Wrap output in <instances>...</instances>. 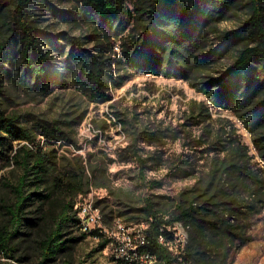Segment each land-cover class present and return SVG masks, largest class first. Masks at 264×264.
<instances>
[{"label":"rangeland","instance_id":"1","mask_svg":"<svg viewBox=\"0 0 264 264\" xmlns=\"http://www.w3.org/2000/svg\"><path fill=\"white\" fill-rule=\"evenodd\" d=\"M120 1L123 4L120 26L113 28L85 17L82 0L30 2L35 25L60 36V46L51 48V56L61 76H67V62H72L71 56L82 48L85 53L101 56L105 70L119 84L109 82L108 97L98 101L73 86L54 88L44 95L34 86L15 81L13 74L5 75L2 107L7 115L18 117L21 126L32 130L34 141L20 143L7 137L0 145V225L9 221L7 209L15 201V185L24 173L13 159L24 143L32 155L40 149L46 153L54 175L72 167L81 169L85 164L90 184L83 194L74 195L64 184L53 187L49 198L31 197L20 233L13 241L14 258L0 257V264L38 263L41 260L38 242L54 227L65 203H73V213L80 195L92 193L112 234L123 233L120 225H113L117 218L127 226L139 224V231H146L147 223L140 224L143 220L139 219L147 197L158 201L161 207L194 185L211 161L238 158L230 156L232 146L244 145L252 167L264 169L253 133L234 111L219 106L200 89L201 83L228 71L238 49L253 43L252 0H224L226 7L221 13L214 10L218 5L212 6L213 1H209L213 15L190 57L220 49L226 32L241 33L218 58L197 71L191 70L190 78L130 68L127 60L135 41L147 39L144 20L137 11L143 2ZM64 12L72 13L71 19L60 16ZM52 124L58 125L66 138L49 139L43 127ZM45 188L42 185L39 190ZM36 190L34 185L27 187L28 193ZM171 230L173 238L166 241L173 254L178 255L175 249L188 243L189 232L180 222ZM248 234L247 244L240 245L238 241L234 245L231 264H264V214L251 219ZM106 239L83 234L66 222L61 235L65 248L48 264H118L113 257L114 247ZM105 241V246H101ZM179 260L174 264H182ZM146 263L151 264L143 260L142 264Z\"/></svg>","mask_w":264,"mask_h":264},{"label":"trees","instance_id":"2","mask_svg":"<svg viewBox=\"0 0 264 264\" xmlns=\"http://www.w3.org/2000/svg\"><path fill=\"white\" fill-rule=\"evenodd\" d=\"M31 1L0 0V145L7 137L20 143L34 141L32 130L21 126L18 117L7 115L2 107L5 75L13 74L15 81L34 86L44 95L54 88L73 86L98 101L108 97L109 82L119 84L105 70L101 56L85 53L82 48L71 56L72 62H67V76H61L51 56V48L60 46V36L55 37L35 25L29 10ZM209 1L142 0L137 11L144 20L147 39L135 41L127 60L130 68L136 72L190 78L191 70L197 71L218 58L241 31L226 32L218 50L194 55L193 58L189 55L195 52L203 29L213 15L212 6L218 5L214 9L218 13L226 7L224 0H212L211 7ZM82 3L84 16L90 21L110 28L120 26L118 19L123 9L120 0H82ZM252 10L253 43H246L238 49L228 71L201 83L200 89L219 106L231 109L241 118L253 133L255 146L264 162L263 0H252ZM71 15L64 12L60 16L71 19ZM46 44L50 47L45 48ZM43 133L53 140L66 138L56 124L44 126ZM31 153L32 150L24 143L13 156L24 173L15 185V201L7 209L9 221L0 225V257L14 258L13 241L20 233L24 210L31 197L49 198L53 187L60 188L64 184L74 195L83 194L90 184L85 164L81 169L72 167L54 175L46 153L41 149L36 154ZM231 155L239 157L211 161L206 173L194 185L180 191L161 207L152 197L145 199L143 216L139 219L143 220L141 223H147L144 249L156 257L158 264H174L179 257H182L179 260L182 264H231L236 242L239 241L240 245L248 243L251 219L264 214V169L252 167L247 149L240 143L230 148ZM140 163L142 167L146 166L143 160ZM31 174L33 178H30ZM30 185L38 190L28 193ZM42 185H46L44 191L39 190ZM76 204L73 213L72 202L62 206L54 227L38 242L41 260L36 264L56 260L65 248L66 242L61 240L64 223L71 222L80 230ZM177 222L187 227L189 241L180 254L174 255L160 237L173 238L169 228ZM83 234L105 237L98 231ZM106 240L109 241L108 238Z\"/></svg>","mask_w":264,"mask_h":264},{"label":"built area","instance_id":"3","mask_svg":"<svg viewBox=\"0 0 264 264\" xmlns=\"http://www.w3.org/2000/svg\"><path fill=\"white\" fill-rule=\"evenodd\" d=\"M78 206L81 207L82 218L86 221V226L104 234L109 239L114 247L113 257L118 260V263L142 264L143 260L151 259L144 252L148 233L147 231H139V224L127 226L122 219L117 218L113 225L123 226V233L112 234L111 227L104 224L103 214L96 205L92 193L81 195L78 199ZM171 228L169 229L171 230ZM184 248L181 246V248L175 249L176 254H180Z\"/></svg>","mask_w":264,"mask_h":264},{"label":"bare ground","instance_id":"4","mask_svg":"<svg viewBox=\"0 0 264 264\" xmlns=\"http://www.w3.org/2000/svg\"><path fill=\"white\" fill-rule=\"evenodd\" d=\"M76 217L79 219V227H80V231H82V233H83V232H84V233H91L92 231H95V230H93L92 228H89V227L86 226V221L83 220V218H82L81 207L78 206V204H77V206H76ZM120 228L123 229V226L120 225ZM139 228H140V227H139ZM141 228H142V227H141ZM116 229H117V228H116ZM116 229H115V230H116ZM166 238H167V237H165V235H164V236L162 235V236L160 237V241H161L162 243H164L165 245H167L168 248H169L170 250H172V248L169 246L168 242L166 241ZM170 243H171V242H170ZM144 252L147 253V256L151 258L150 260H146V261L150 262L151 264H158V261H157L156 257H155L153 254H151L150 252H148V250L145 251V249H144ZM172 252H173V251H172ZM116 260H117V259H116ZM117 261H118V260H117ZM144 263H145V262H144ZM118 264H119V263H118ZM123 264H124V263H123ZM146 264H147V263H146Z\"/></svg>","mask_w":264,"mask_h":264}]
</instances>
